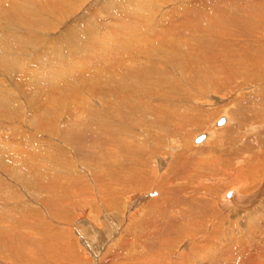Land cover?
Here are the masks:
<instances>
[{"label":"rangeland","instance_id":"rangeland-1","mask_svg":"<svg viewBox=\"0 0 264 264\" xmlns=\"http://www.w3.org/2000/svg\"><path fill=\"white\" fill-rule=\"evenodd\" d=\"M0 50V264H243L220 204L264 183V0H0ZM82 210L120 226L94 253Z\"/></svg>","mask_w":264,"mask_h":264},{"label":"bare ground","instance_id":"bare-ground-1","mask_svg":"<svg viewBox=\"0 0 264 264\" xmlns=\"http://www.w3.org/2000/svg\"><path fill=\"white\" fill-rule=\"evenodd\" d=\"M129 17V16H128ZM136 17V16H135ZM161 17V16H160ZM163 18V17H162ZM158 19V18H157ZM156 19V20H157ZM146 20V19H145ZM163 21V20H162ZM137 22V21H136ZM155 22V21H154ZM157 23V22H156ZM165 23V22H164ZM175 23V22H174ZM131 24V23H130ZM172 24V23H171ZM170 24V25H171ZM134 27V26H133ZM153 28H154V26H152ZM152 27H151V29H152ZM134 34V33H133ZM136 34H137V32H136ZM141 35V34H140ZM172 35V34H171ZM135 36V35H134ZM148 36V35H147ZM215 36H217V35H215ZM144 37V36H143ZM135 38V37H134ZM138 38V37H137ZM136 38V39H137ZM141 38V37H140ZM148 38V37H147ZM174 38V37H173ZM139 39V38H138ZM142 39V38H141ZM144 39V38H143ZM75 40L76 39H72V42L74 43L75 42ZM147 40V39H146ZM151 40V39H150ZM155 40V39H154ZM171 40V39H170ZM143 41V40H142ZM141 41V42H142ZM149 41V40H148ZM166 42H168V39L167 40H165ZM87 42H88V44L87 43H85L82 47L80 46V47H76L74 50H72L69 54H70V58L72 57V56H74L75 55V57H79V58H81V56H86L87 54H90V51H95L94 52V54H99L100 53V48L99 47H97V46H92L91 45V40L89 39V40H87ZM155 43V42H154ZM136 44V43H135ZM141 44V43H140ZM153 44V43H152ZM139 45V44H138ZM228 45V44H227ZM14 46V45H13ZM14 48V47H13ZM81 49V50H80ZM0 53H1V50H0ZM92 53V52H91ZM8 54H10V53H8ZM72 54V55H71ZM5 55V54H4ZM62 55V54H61ZM5 58V56L3 57L2 56V59H4ZM36 58V57H35ZM65 58V57H64ZM83 58V57H82ZM81 58V59H82ZM95 58V57H94ZM66 59V58H65ZM98 59V58H97ZM148 59V58H147ZM10 60V59H9ZM32 60V59H31ZM36 60V59H35ZM68 60V59H67ZM71 60V59H70ZM103 61V60H102ZM21 62H23V61H21ZM40 62V61H39ZM11 63V62H10ZM35 63H36V61H34V63L32 62V65H35ZM57 63V62H56ZM2 64V63H1ZM15 64V66L19 69L18 70V72L23 68V66H21L20 65V63H18V62H16V63H14ZM29 64V63H28ZM75 64V63H74ZM108 64V63H107ZM23 65V64H22ZM36 66H37V64H36ZM95 66V65H94ZM38 67V66H37ZM59 67V66H58ZM55 68V67H54ZM97 68V67H96ZM52 69V68H51ZM81 69V68H80ZM30 70V69H29ZM28 70V71H29ZM37 69L35 68L34 70L32 69V72H31V76H33L34 77V79H37V75H38V73H37V71H36ZM75 70V69H74ZM31 71V70H30ZM18 72H17V74H18ZM80 72V71H79ZM23 73V72H22ZM58 73V72H57ZM89 73V72H88ZM90 73H92V72H90ZM68 74V73H67ZM78 74V73H77ZM19 75H20V72H19ZM90 75V74H89ZM107 75V74H106ZM21 76V75H20ZM26 76H27V74H26ZM60 76V75H59ZM91 76V75H90ZM28 77V76H27ZM89 78V77H88ZM30 80H32V78H29ZM28 80V79H27ZM89 80V79H88ZM91 80H94V79H91ZM26 81V80H25ZM34 81V80H33ZM107 81V80H106ZM24 82V81H23ZM28 82V81H27ZM20 83V82H19ZM23 85H24V83H23ZM112 85V84H111ZM26 88V87H25ZM29 88V87H28ZM114 88V87H113ZM133 88V87H132ZM134 89V88H133ZM34 91H35V89H34ZM143 91V90H142ZM146 91V90H145ZM45 93V92H44ZM43 93V94H44ZM28 97H30V96H28ZM37 97V96H36ZM39 97V96H38ZM90 109V108H89ZM33 115V114H32ZM36 115V114H35ZM226 117V119L224 118V116H223V118L222 119H224L225 121H227V120H229V121H231V119L227 116V115H225ZM103 117V116H102ZM35 118V117H34ZM103 121V120H102ZM105 121V120H104ZM229 121H228V123H229ZM41 122V121H40ZM46 122V121H45ZM72 122V121H71ZM74 122H75V120H74ZM79 122V121H78ZM228 123H226V124H228ZM67 124V123H66ZM73 124V123H72ZM75 124V123H74ZM71 125V124H70ZM69 125V126H70ZM224 128V127H223ZM258 128V127H257ZM215 132V131H214ZM214 132H211V131H209L206 135H204L205 136V138H204V140H203V142L205 143V142H207V141H209L211 138H213L214 137ZM203 135V134H202ZM103 142V141H102ZM126 143V142H125ZM14 156V155H13ZM258 163V162H257ZM255 164V163H254ZM261 164V163H260ZM256 165V164H255ZM254 166V165H253ZM256 168V167H255ZM253 173L254 174H257V172L256 171H253ZM258 180V179H257ZM263 182V181H262ZM134 183V182H133ZM261 186V185H260ZM259 186V187H260ZM108 190H109V188H108ZM106 191V192H109V191ZM258 191V190H257ZM262 193H264V183H263V185L261 186V190H260V192H258V193H256V194H254V195H251V197H244L242 194H240V190H234V191H232V192H229L228 193V197H231V200H229V201H227L226 200V198H228L227 196L224 198L223 197V199L221 198V206L219 205V207H221L222 209H224L225 211L226 210H228V212H229V215L232 217V218H239L241 221H242V228H240V231L238 230V229H232L231 231L232 232H240V234L244 237L245 236V238H247V239H244L243 237L241 238V237H238V236H240V234L238 235V236H234L235 237V240H234V238H233V243L231 242V244L232 245H229L230 247L229 248H227V249H230V251H232V250H234V248L235 249H238L239 248V246L241 245V246H245V248H243V249H241V251L239 252L238 251V254H236V255H242L243 256V258L242 259H246V260H241V262L243 261V264H264V227H261L262 226V222L260 223V220L259 219H257L256 217H254V215H252V214H250V215H247V216H245V217H242V215H241V213L238 215H234L233 216V212L234 211H236V212H239V211H241V210H238V206H240L241 204H248L247 202H249V203H251V201H254V199L255 198H257V197H259L260 196V194H262ZM109 194V193H108ZM208 195V194H207ZM226 195V194H225ZM134 196V195H133ZM208 196H211V195H208ZM138 197V196H137ZM143 197H145V198H143L144 200L146 199V195L144 196L143 195ZM141 198H142V196H141ZM137 199V198H136ZM101 201H102V199H101ZM256 201V200H255ZM254 201V202H255ZM141 202V201H140ZM253 202V203H254ZM114 204V203H113ZM117 204V203H116ZM129 204H130V202H129V200L124 204V212H126L127 211V209H128V206H129ZM238 207V208H237ZM126 208V209H125ZM141 209V208H140ZM104 212H106V210L104 209L103 210ZM102 211V212H103ZM140 212V211H139ZM107 213V212H106ZM109 213V212H108ZM107 213V214H108ZM106 214V219H108V220H112L113 218H112V216L113 215H107ZM110 214V213H109ZM115 215V214H114ZM127 215V214H126ZM132 215V214H131ZM228 215V214H227ZM209 217V216H208ZM211 217V216H210ZM80 222H81V226L78 228V230H77V232H78V236L79 237H82L81 235H84L93 245H90L89 244V241L88 240H86L85 242H84V244H85V246H84V248L86 247L87 249H90V251H91V253H94V252H96V249L98 250V248L101 250V246H97L96 245V241H99L100 239V237H101V240L103 239H106L107 240V238H104L105 236H106V234L107 235H109L110 236V238H111V240L112 239H114L117 235L116 234H118L117 232H118V228H120V226H112V224H113V222H114V220L112 221V224H110V226H107L108 228V231H107V229H105V231L103 230L102 231V229L99 227V224H100V219L98 220V221H96V223H94V222H91L87 217H86V211L85 210H82V212L80 213ZM231 218V219H232ZM88 219V220H87ZM103 219H105V218H103ZM102 219V220H103ZM105 219V220H106ZM238 219V220H239ZM0 221H3V219L2 218H0ZM257 221V222H256ZM262 221V220H261ZM82 222H83V224H82ZM200 222V221H199ZM2 223V222H1ZM97 223H99V224H97ZM115 223V222H114ZM252 225H251V224ZM253 223H255V224H253ZM85 224V225H84ZM196 224V223H195ZM239 224V223H238ZM109 225V224H108ZM240 225V224H239ZM90 226V228H87V227H89ZM247 226V232L244 234V233H242L241 231L243 230V229H245V227ZM189 227V226H188ZM185 228H186V226H185ZM197 228V227H196ZM232 228V227H231ZM190 229V228H189ZM253 229L255 230V231H257L258 230V233L256 234H253L254 233V231H253ZM229 230V229H228ZM226 231V230H225ZM192 234V233H191ZM237 234V233H236ZM208 235H210V234H208ZM225 235V234H224ZM228 235V234H227ZM99 237V238H98ZM209 237V236H208ZM225 237L227 238H229V235L228 236H226L225 235ZM222 238V239H220L221 241H223V240H225L226 238ZM209 238H214V237H212V236H210ZM205 239H208V238H205ZM189 240V239H188ZM187 240V241H188ZM213 240V239H212ZM192 241V240H191ZM209 241V240H208ZM211 241V240H210ZM100 242V241H99ZM98 242V243H99ZM104 242H105V240H104ZM205 242H206V240H205ZM213 242V241H212ZM240 242V243H239ZM187 243V242H186ZM207 243H209V242H207ZM214 243V242H213ZM222 244L221 242H217V244ZM72 244V243H71ZM100 244V243H99ZM216 244V245H217ZM106 245V244H105ZM104 245V246H105ZM65 246V245H64ZM72 246V245H71ZM81 246H83V245H81ZM97 248H96V247ZM208 246V245H207ZM95 247V248H94ZM70 247H67V249H69ZM200 248V247H199ZM203 248H206V247H203ZM214 246H212V243L209 245V247L206 249V252L207 251H209V250H214ZM220 248H222V247H220ZM70 250V249H69ZM68 250V251H69ZM184 251H185V249H183ZM222 250V249H221ZM87 251V250H86ZM94 251V252H93ZM220 251V250H219ZM223 251H225V250H223ZM228 251V250H227ZM226 251V252H227ZM65 252H66V249H65ZM181 252V251H180ZM233 252V251H232ZM202 253L203 252H201V250H198V248H197V250L195 251V253L194 252H191L190 254H192V259H190V258H188L187 256H184V255H179V260H178V262H177V260H174L171 264H201V262H200V260L202 259ZM212 253V252H211ZM228 253L230 254V252L228 251ZM96 254H99L98 253V251H97V253H95L94 254V256L96 255ZM183 254V253H182ZM222 254V253H221ZM233 254V253H232ZM186 255V254H185ZM215 255V254H214ZM223 255V254H222ZM235 255V254H234ZM224 256V255H223ZM229 256V255H228ZM233 256V255H232ZM208 257V256H207ZM211 257V256H210ZM215 257V256H214ZM225 258H226V255L224 256ZM224 257H223V259H224ZM212 258V261H210L211 263H209V264H214V258L213 257H211ZM221 258V257H220ZM238 257H236V258H232L231 257V259H230V257L228 258V259H226L230 264H234L236 261H240V259H237ZM159 259V258H158ZM177 259V258H176ZM261 259H262V261H261ZM152 260V259H151ZM159 260H161V258L159 259ZM158 260V261H159ZM162 260H164L163 258H162ZM210 260V259H209ZM142 261V260H141ZM156 261V260H155ZM165 261V260H164ZM172 261V260H171ZM202 261V260H201ZM220 261V260H219ZM225 261V260H224ZM160 262V261H159ZM158 262V263H159ZM200 262V263H199ZM224 263V262H223ZM226 263V262H225ZM153 264V263H152ZM160 264V263H159ZM220 264H221V262H220Z\"/></svg>","mask_w":264,"mask_h":264},{"label":"water","instance_id":"water-1","mask_svg":"<svg viewBox=\"0 0 264 264\" xmlns=\"http://www.w3.org/2000/svg\"><path fill=\"white\" fill-rule=\"evenodd\" d=\"M224 119H219L217 121V126H222L224 124ZM205 136L204 135H200L195 139V143H201L204 140Z\"/></svg>","mask_w":264,"mask_h":264}]
</instances>
